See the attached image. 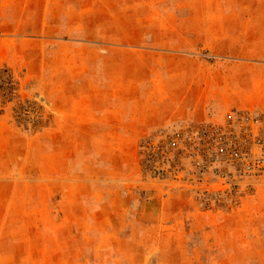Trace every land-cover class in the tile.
I'll return each mask as SVG.
<instances>
[{
  "label": "rangeland",
  "instance_id": "rangeland-1",
  "mask_svg": "<svg viewBox=\"0 0 264 264\" xmlns=\"http://www.w3.org/2000/svg\"><path fill=\"white\" fill-rule=\"evenodd\" d=\"M175 46L244 99L105 122L104 69L116 89L122 63L134 77L138 52ZM232 107L264 119V0H0V264H264V172L215 192L143 153Z\"/></svg>",
  "mask_w": 264,
  "mask_h": 264
},
{
  "label": "crops",
  "instance_id": "crops-1",
  "mask_svg": "<svg viewBox=\"0 0 264 264\" xmlns=\"http://www.w3.org/2000/svg\"><path fill=\"white\" fill-rule=\"evenodd\" d=\"M159 49L138 52L134 77L129 74L133 69L123 67L122 63L116 89L112 87L111 71L104 69V115L108 108L118 111L114 119L105 122L149 125L184 122L204 116L211 108L244 99L235 94L238 88L230 71L225 72L227 79V75L232 76L226 82L223 69L212 68L204 59L191 62L184 49L177 46L167 52ZM160 59L165 60L164 66ZM130 81L134 83L132 87Z\"/></svg>",
  "mask_w": 264,
  "mask_h": 264
},
{
  "label": "built area",
  "instance_id": "built-area-1",
  "mask_svg": "<svg viewBox=\"0 0 264 264\" xmlns=\"http://www.w3.org/2000/svg\"><path fill=\"white\" fill-rule=\"evenodd\" d=\"M147 145L143 153L154 169L177 173L185 168L197 185L216 183L215 192L230 185L227 169L235 176L264 172V119L250 108L232 107L218 117L191 121L155 135Z\"/></svg>",
  "mask_w": 264,
  "mask_h": 264
}]
</instances>
